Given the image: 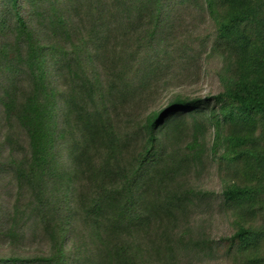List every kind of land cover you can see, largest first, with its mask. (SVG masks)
Masks as SVG:
<instances>
[{
    "label": "trees",
    "instance_id": "trees-1",
    "mask_svg": "<svg viewBox=\"0 0 264 264\" xmlns=\"http://www.w3.org/2000/svg\"><path fill=\"white\" fill-rule=\"evenodd\" d=\"M211 262L264 264V0H0V264Z\"/></svg>",
    "mask_w": 264,
    "mask_h": 264
},
{
    "label": "rangeland",
    "instance_id": "rangeland-1",
    "mask_svg": "<svg viewBox=\"0 0 264 264\" xmlns=\"http://www.w3.org/2000/svg\"><path fill=\"white\" fill-rule=\"evenodd\" d=\"M214 87L213 83L210 80H202L195 88V90L199 91L200 94H206L207 92H210L212 88ZM31 250V249H30ZM207 264H220L217 262H211Z\"/></svg>",
    "mask_w": 264,
    "mask_h": 264
}]
</instances>
